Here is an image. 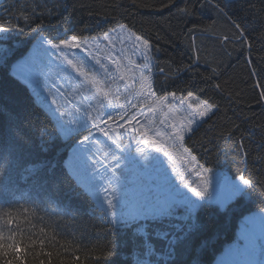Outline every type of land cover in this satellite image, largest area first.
Returning a JSON list of instances; mask_svg holds the SVG:
<instances>
[{"label": "trees", "instance_id": "16d2710c", "mask_svg": "<svg viewBox=\"0 0 264 264\" xmlns=\"http://www.w3.org/2000/svg\"><path fill=\"white\" fill-rule=\"evenodd\" d=\"M9 21L13 30L0 39V56L6 57L0 61V106L20 113L27 124L55 126L31 89L11 71L36 32L42 28L57 42L100 36L124 24L149 44L155 98L175 92L179 99L192 91L217 106L216 114L186 143L200 163L233 179L246 173L264 185V0H0V23ZM16 25L23 31H15ZM3 124L0 119V128ZM72 140L58 146L57 161L66 159ZM35 155L33 150L25 159ZM24 167L7 168L8 176L0 177V230L7 239L9 230L19 226L13 235L25 241V250L16 254L24 264H135L136 237L127 228L106 224L93 199L73 192L67 182L59 191L41 188ZM261 208L264 196L254 195L226 211L215 206L203 210L199 215L206 230L194 239L193 252L185 257L178 249L181 254L172 264H187L194 254L202 264H212L234 239L239 219ZM8 220L13 223L5 226ZM33 238L35 247H28ZM205 239L207 247H199ZM155 243L163 249L161 242ZM105 249L111 253L97 260Z\"/></svg>", "mask_w": 264, "mask_h": 264}, {"label": "snow or ice", "instance_id": "6c2138e0", "mask_svg": "<svg viewBox=\"0 0 264 264\" xmlns=\"http://www.w3.org/2000/svg\"><path fill=\"white\" fill-rule=\"evenodd\" d=\"M181 12L191 14L187 9ZM24 19L27 22L29 18ZM236 27L240 28V25ZM119 28L125 29L126 25L120 24ZM12 30L10 21L0 23V39H5ZM14 30L22 32L23 28L16 25ZM240 35L243 44V32ZM103 39L109 40L110 37L105 34ZM135 40L141 41V37L137 35ZM142 48L144 59L148 61L147 40L142 41ZM77 50L83 55H78ZM105 59L116 65V71L121 73L118 78L125 82L126 90L130 88L128 81L131 77L121 72L119 61L110 54L102 55L98 47L93 51L77 36L56 42L44 35L42 28L36 32L35 45L27 55L21 54V58L13 65V71L39 95L34 86L36 80L44 77L47 88L48 74L55 68L57 75L70 86L68 91H72L74 86L75 92L73 99H69L63 85L53 80L56 92L50 93L54 97L52 104L58 103L56 97H63L68 104H72V108L68 109L67 104L58 106L54 113L57 117L55 126L50 128L48 125L33 127L21 118L20 113L0 106V119L4 122L0 128V136L4 137L0 143V177L8 176L7 168L27 165L24 167L25 173L41 188L59 191L67 182L73 192L95 200L102 209L106 224L127 228L136 237L138 256L135 264H172L181 254L178 249L186 257L189 252H193L194 239L206 230L199 215L203 210L215 206L218 211H226L241 199L264 196V185L246 173L238 174L235 179L218 174L200 163L193 150L186 146L187 140L192 139L203 124L216 114V105L188 91L186 97L179 98L181 107L187 104L186 114L179 119H170L172 101L177 99L176 93L169 94L171 100L169 95L153 99L156 97L153 83L144 73H141V77L147 80V84L141 83L137 94L143 98L140 103L127 99V91L123 94L124 102H121L122 94L110 87L117 77L112 75ZM0 61H6V57L0 56ZM46 68L48 73L45 72ZM143 68L147 72L148 63ZM215 71L213 69V73ZM76 95L79 100H76ZM192 100L196 103L188 102ZM84 101L88 102L87 109L83 108ZM164 101L168 103L165 105ZM164 107L169 109V113L158 121L162 127H156L154 116L158 109ZM134 109L139 111H132ZM92 112L96 115H92ZM97 132L113 147L100 141ZM69 138H73L68 145L71 153L66 154L67 159L61 157L57 161L58 146ZM102 144L103 147L100 146ZM173 148L182 153V159L186 158V172L177 171L172 166L179 183L172 179L163 167L164 162L159 161L152 151L154 149L168 160H175L176 156L170 150ZM33 150L35 158L25 159L32 155ZM241 150L242 154L246 152L244 145H241ZM187 174H194L196 180L188 179ZM187 193L192 196L189 197ZM260 213L259 216L245 218L238 239L219 257L218 264H264V259L257 260L258 256L264 257V208L260 209ZM6 215L10 217L11 213ZM10 223L13 221H6L5 226ZM14 232H19V226L10 229L5 239L0 230V257L4 258L3 264H24L16 254L25 250V241H18ZM156 241L163 244V249H157ZM39 244L44 246L43 238H40ZM35 245L36 239L33 238L28 247ZM207 245L208 240L205 239L199 247ZM105 253H111V249L103 250L101 256L95 258L99 260ZM44 254L51 256V252ZM139 254L143 258H139ZM187 264H202V261L198 254H194Z\"/></svg>", "mask_w": 264, "mask_h": 264}, {"label": "rangeland", "instance_id": "374dc122", "mask_svg": "<svg viewBox=\"0 0 264 264\" xmlns=\"http://www.w3.org/2000/svg\"><path fill=\"white\" fill-rule=\"evenodd\" d=\"M114 29H115L114 31L112 29V30H110V31L105 33V34L109 35V37H110L109 40H104L103 39L105 34H102L100 36H95V37H84V38H79V39L83 40L90 47H92L93 51H95L96 48L98 47L101 50V54L102 55L103 54H110L115 60L119 61L121 72L126 77H131V79L128 81V83L131 85V87L126 90L125 82L121 81L118 78L121 73H118L116 71V65L109 63L108 60L105 59L104 62L109 68H111L112 75L117 77V79H116L114 84L110 83V87H111V89L113 91L118 90L122 94L121 102H124L123 94H125V92L127 91V93H128L127 99L131 100L133 103H138L139 104L141 99H143L142 97L137 95L140 92L141 83L147 84V80H143L142 79L141 73H144L147 77H150L149 70H147V72H145V70L143 68V65L145 63H148L149 67L151 66V63H152L151 50H150V48L148 50L149 60L145 61V59H144V49L142 48V41L143 40L141 39V41H136L135 40V37H136L135 34L130 32L126 28L125 29H120L119 25L116 26ZM67 38H70V37H67ZM35 43H36V40L31 44L28 52H30L32 50V48L35 45ZM108 43H114L115 48H110V50H108L107 49V44ZM116 46H117L118 50H116ZM27 53L25 55H27ZM77 54L80 55V56L83 55V54L79 53L78 50H77ZM13 65H12L11 71L16 76L15 72L13 71ZM45 72L48 73V69L47 68L45 69ZM101 75H103V73H101ZM53 80L56 81V84L63 85V90L68 93L69 99H73L74 92H75V87L73 86V90L72 91H68L70 86L68 85V83L61 76L57 75V70L55 68H53L51 70V72L48 74V77H47V88L45 87V79H44V77H40L38 80H36L34 86L36 87L37 91L39 92V95H37L35 92L32 91V87L31 86H29L27 84L26 85L33 92V95H34L37 103L43 109H45L52 116L54 121L56 122V118L57 117H56V115L54 113H55V110L57 109V107L60 106V105H63V104H67V108L71 109L72 108V104H68L67 101H65L63 97H56L57 100H58V103L57 104H52V99L54 97L50 93H55L56 92V87L52 83ZM75 98H76V100H79V96L78 95H76ZM153 99H156V98L153 97ZM169 99L171 100V96H169ZM188 102L193 103V104L196 103L195 100L188 101ZM163 103L166 105L168 103V101H164ZM141 107H143V105H141ZM186 107H187V104H185L183 107H181L179 105V99H176V100L172 101V106H171L172 110H171L170 119H179L181 116L185 115L186 114V112H185ZM83 108L84 109L88 108V102L87 101L83 102ZM61 110H65V109L61 108ZM132 111H139V109H134ZM144 111L147 112V109L145 108ZM168 113H169V109L167 107H164L162 109H158L157 110V112H156V114L154 116V119L157 121V123L155 125L156 127H162L161 125H159L158 121L161 120V119H164L165 115L168 114ZM91 114L92 115H96L95 112H92ZM148 114L152 115L151 113H148ZM140 119L144 120V117L140 116ZM109 123H111V121H109ZM96 135L99 137L100 141L108 144V146L110 148L113 147V146L110 145V143L107 142V139L105 137H103L100 133L97 132ZM164 139H167V138L164 137ZM126 143H127V141H126ZM169 144H171L170 141H169ZM100 146L103 147V144L100 145ZM133 149L134 150H132V152L134 153L135 152V145H133ZM170 150L173 151L174 155L176 156L175 160H168V158L164 157L162 153H157V152H155L154 149L152 151H153V155L156 156L159 161H163L164 162L163 163V167L165 168L167 173L172 177V179L176 183H179V181L176 179L175 173L172 172V166H175L177 171L186 172L187 165L184 162V160L186 158L182 159L181 158L182 157V153L177 151L176 149L173 148V149H170ZM70 153H71V149H70L68 154H70ZM66 159H67V157H66ZM215 172L218 173V174H222L220 171H215ZM128 175L131 176V173H129ZM222 175H224V174H222ZM187 178L191 179V180H196V176L194 174H187ZM191 196H192V194L190 195V197ZM192 198L195 199L194 197H192ZM259 215H261L260 210H254V211H251V212H248V213L244 214L239 219L238 226H237L236 231H235L234 239L232 241H230V242L225 244L223 249L216 255V257H215V259H214L212 264H218L219 257H221L224 254L225 250L229 246H231L232 244H234L236 242V240L238 239V237L240 235L241 228H242V226L244 224L245 218L248 217V216H259ZM261 259H264V257H261V256L257 257L258 261L261 260Z\"/></svg>", "mask_w": 264, "mask_h": 264}, {"label": "crops", "instance_id": "0c3cea01", "mask_svg": "<svg viewBox=\"0 0 264 264\" xmlns=\"http://www.w3.org/2000/svg\"><path fill=\"white\" fill-rule=\"evenodd\" d=\"M132 150H134V149L132 148Z\"/></svg>", "mask_w": 264, "mask_h": 264}]
</instances>
